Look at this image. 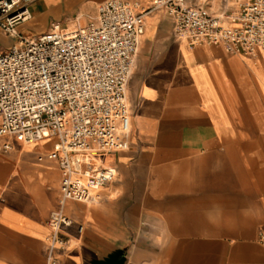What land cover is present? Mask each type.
I'll list each match as a JSON object with an SVG mask.
<instances>
[{
	"label": "crops",
	"instance_id": "1",
	"mask_svg": "<svg viewBox=\"0 0 264 264\" xmlns=\"http://www.w3.org/2000/svg\"><path fill=\"white\" fill-rule=\"evenodd\" d=\"M104 1L37 0L18 31L87 25ZM174 28L165 10L147 15L128 85L131 147L101 156L116 177L98 200L67 203L75 225L57 264H264V56L191 47ZM16 43L0 30V51ZM56 141L0 138V264H46L61 171L40 157Z\"/></svg>",
	"mask_w": 264,
	"mask_h": 264
},
{
	"label": "built area",
	"instance_id": "2",
	"mask_svg": "<svg viewBox=\"0 0 264 264\" xmlns=\"http://www.w3.org/2000/svg\"><path fill=\"white\" fill-rule=\"evenodd\" d=\"M37 0H0V30L17 43L0 51V138L33 144L57 139L41 156L61 171L59 207L49 217L46 264H57L75 225L68 202L91 203L116 169L101 156L129 150L132 114L128 85L146 32L147 15L165 10L191 47L218 46L232 55L264 56V0H233L216 14L186 0H106L87 25L59 24L35 38L18 27ZM144 4H147L146 6ZM2 148L12 149L5 142ZM82 232V226H78Z\"/></svg>",
	"mask_w": 264,
	"mask_h": 264
},
{
	"label": "rangeland",
	"instance_id": "3",
	"mask_svg": "<svg viewBox=\"0 0 264 264\" xmlns=\"http://www.w3.org/2000/svg\"><path fill=\"white\" fill-rule=\"evenodd\" d=\"M105 2V1H104ZM103 3V2H102ZM23 33L26 34V35H32L33 34V31L30 30V29H23ZM2 51V50H1ZM109 163H106V165H108Z\"/></svg>",
	"mask_w": 264,
	"mask_h": 264
}]
</instances>
